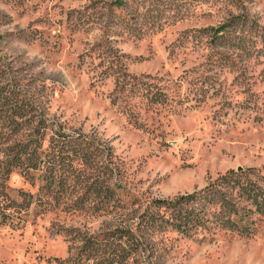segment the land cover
I'll list each match as a JSON object with an SVG mask.
<instances>
[{
	"label": "rangeland",
	"instance_id": "1",
	"mask_svg": "<svg viewBox=\"0 0 264 264\" xmlns=\"http://www.w3.org/2000/svg\"><path fill=\"white\" fill-rule=\"evenodd\" d=\"M0 86L30 106L0 117V264H264L237 188L229 226L149 222L221 175L264 190V0H0ZM53 137L75 169L46 191Z\"/></svg>",
	"mask_w": 264,
	"mask_h": 264
},
{
	"label": "trees",
	"instance_id": "2",
	"mask_svg": "<svg viewBox=\"0 0 264 264\" xmlns=\"http://www.w3.org/2000/svg\"><path fill=\"white\" fill-rule=\"evenodd\" d=\"M16 92L11 89H4L0 86V117L9 123L17 124V118L22 117L30 109L29 104L22 98L14 96ZM11 124V125H12ZM63 138L53 137L50 139V151L46 152V161L44 164L48 171V175L39 174L42 189L52 191V186L60 187L63 185V169L65 171H74L68 159L65 146L75 147V144ZM30 141L21 142L18 154L14 157V163L28 169V174L33 176L34 170L37 168V152L34 148L29 149ZM41 147V146H39ZM38 147V148H39ZM57 173V174H56ZM60 185V186H59ZM237 188V189H236ZM100 193L107 188H95ZM223 189L234 191L236 189L237 196L254 209H260V205H264V190L254 189L252 186L240 184L236 178L232 179L226 174L221 175L217 182L203 190L194 191L189 194L180 195L174 199H156L154 200L157 209L164 210L163 215H149V222L153 223L156 218L170 225L172 228L184 235L200 229H208L211 223L218 226H229L234 223L233 217L238 214L239 206L235 204ZM16 200L7 198L6 205L14 204ZM215 208V209H214ZM214 209V211H213ZM208 215V216H207ZM208 223V224H207Z\"/></svg>",
	"mask_w": 264,
	"mask_h": 264
}]
</instances>
